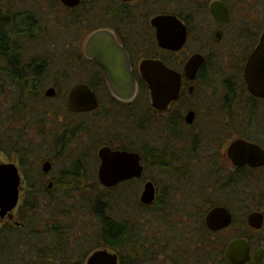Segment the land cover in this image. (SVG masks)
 I'll return each instance as SVG.
<instances>
[{
	"label": "rangeland",
	"instance_id": "374dc122",
	"mask_svg": "<svg viewBox=\"0 0 264 264\" xmlns=\"http://www.w3.org/2000/svg\"><path fill=\"white\" fill-rule=\"evenodd\" d=\"M48 1L12 0L16 9H30L41 15H50L54 9ZM258 5L256 8L246 6L244 22L239 25L238 33L234 38L228 35L223 42L213 44L205 33L201 35L199 41H190L188 44V47L192 46L204 51L207 56V66L201 80L195 84L194 95L190 98L182 97L180 104H175L173 108L179 110L183 117L189 109L196 110L195 123L189 126L183 122L180 126V135H173L165 125L170 117L168 113L158 116L150 110V93L143 82H140L138 99L128 108L112 101L107 89L100 88L97 90L100 100L97 110L89 113H75L69 110L66 104L67 92L75 84L92 79L95 70V67L82 56L86 35H80L78 27L68 35V40L61 42L56 35L60 24H56L46 40L43 39L32 47L29 45L28 57L36 54L50 57V67L38 82L40 97L31 106L33 109L29 116L30 128L25 134L24 146L29 147L30 151L28 157H24L23 164L22 151L9 154L6 148L0 149V160L16 163L24 179L16 214L19 221L29 222L30 225L18 228L24 232H29L31 228H38L41 231L46 230V225L51 226L55 221L63 223L61 216L51 214L58 212L52 201L54 199L64 201L65 206L70 209L80 206L81 202L82 204L85 202L82 194L83 185L87 186V191L91 192L92 196L110 190L98 180L100 162L98 150L103 145L112 143L115 146L134 149L143 146L156 147L163 152L165 150L168 155L174 153L176 158L175 160L170 158L171 163L173 160L175 162V170L172 168L162 170L150 162L146 164L145 174L155 183L160 197V204L152 208L144 207L140 201L145 183L142 180L122 184L107 192L116 200L111 211L113 216L135 224L136 243L124 252L127 264H190L192 258L189 256H194L193 264H201L203 261L199 258H202L203 248L197 247L198 241H202L197 235L200 229L197 218L200 214H204L205 222L207 212L214 204L220 202L227 203L235 221L227 227L224 234L217 237V240L228 243L234 238L244 237L251 240L254 250L264 246V227L254 229L247 222L249 213L264 212V181L256 191L252 192L251 199L244 196L245 193L241 195L237 190L229 191L222 188V183L235 168L224 156L226 147L237 138L235 134L251 130L253 135L264 142V101L257 102V115L252 118L248 106L245 105L244 97H247V94L242 96V91L235 89L237 85H241L240 81L243 79L242 63L248 47L251 48L260 37L258 35L252 38L251 35L254 33L251 32L264 30V4ZM246 32H249V37H245ZM73 40L81 42L78 44ZM175 58L179 59L178 56ZM172 59L173 57L170 58ZM49 88L55 89L53 96L46 95ZM253 123L256 125L253 126ZM73 126L80 128L75 130L74 134L76 132L77 134L73 136L71 142L64 148L56 145L55 138L63 132H67L68 138L73 134L72 131L71 133L68 131ZM228 126L233 128V132H228ZM20 130L23 132L24 129ZM199 134L202 138L198 136ZM195 140L197 147L193 149ZM221 153L224 158L220 157ZM78 158H83L80 163L81 168L78 170L79 175L82 176L78 180L81 184L67 186L74 180L70 172ZM46 160L52 163L48 173L42 169ZM186 166H190V170L184 175ZM177 167L181 168V171L177 170ZM63 178L66 179L64 184L66 186L62 188L56 186L52 192L46 194H41V191L28 194L30 182H34L35 189L47 186L52 188L58 180L63 181ZM24 195L30 196V202L38 200V207H24L27 204ZM117 198L120 201L117 202ZM76 210H80L79 214H87L78 207ZM92 216L77 218L80 224H75L74 228L70 229L71 246L75 247V250L79 248L77 245H80L76 239L78 234L75 232L79 227L84 226V221L91 222ZM95 220L97 221L94 218V222L89 223L95 226L89 229L88 240L94 237L93 231L97 230ZM4 227L9 231L6 225ZM42 234L37 244L42 238L45 241L52 240L49 234ZM79 249V255L85 253L81 247ZM20 250L19 264L22 260L27 263L35 262L36 251L27 250L25 246ZM261 264H264V261Z\"/></svg>",
	"mask_w": 264,
	"mask_h": 264
},
{
	"label": "trees",
	"instance_id": "16d2710c",
	"mask_svg": "<svg viewBox=\"0 0 264 264\" xmlns=\"http://www.w3.org/2000/svg\"><path fill=\"white\" fill-rule=\"evenodd\" d=\"M57 1L59 0H49L48 3H55ZM51 6L55 8L57 4H51ZM48 15L49 14L41 15L30 9H16V5L12 0H0V149L2 147L6 148L9 154L22 151L21 160L23 164L24 157H28L27 155L30 151L28 150L29 147L24 146V144L26 143L25 134L30 128L31 123V117H29L30 111L32 112L33 109H31V106L33 102L38 101L40 97L38 82L41 76L46 74L50 67L49 56L42 57L36 54L32 57H28L27 51L29 45L30 47H32V45L35 46V43H39L43 39L46 40L47 36H50L47 28ZM81 21L82 17H80L77 12L73 10L68 11L67 22L70 35L77 27L79 28L78 32L80 34L82 27ZM59 41L62 42V40ZM73 42H78V44H80L81 41L73 40ZM78 44H76V46H78ZM80 57L79 55L78 58ZM240 82L241 85H237L238 87L236 86L235 89L236 91L238 89L242 91V96H244L245 93L247 94V97H244L246 101L245 105L248 106L251 117L254 118L258 111L257 102L264 101V98L253 96L249 93L244 80L242 79ZM236 83H238V81H236ZM228 107L230 108V106ZM150 110L152 111L151 108ZM146 111L148 113L149 109H146ZM171 124L174 125L173 128H180L183 124V119L178 117L176 120H173ZM255 125L256 124L253 123V126ZM21 128L24 129L23 132L25 131V133L20 132ZM79 128V126L70 128L68 131H70V133L72 131L73 134L68 138L66 137L67 132L58 135L55 138V144L61 145V147L64 148L71 142L73 136L77 134V132L74 134L75 130H79ZM227 130L228 132H233V128L230 126H228ZM235 135L257 142L264 147V142L253 135L251 130L246 131V133L237 132ZM198 136L202 138L200 134ZM196 145L197 141L195 140L194 146ZM144 149V147L137 148L138 151L142 152L143 156H146ZM147 149L151 151L153 155V164L158 165L159 162L156 161V157L163 151L156 147H147ZM81 159L83 160V158H78L79 162L77 161L73 164V170L70 172V175L74 177V180L68 183L67 186H77V184H81V182L79 183L78 181L82 177L78 173V170L81 168ZM62 176L65 177L64 175ZM263 179L264 166L252 168L245 165L240 168H234V171L229 173L222 183V188L229 191L237 190L241 195L245 193L244 196L251 199L252 192L258 189V186L263 183ZM65 182L66 179L63 178V181L58 180L52 188L47 186L45 188L41 187L36 189L34 182H30V191H28V194H36V191H41V194L50 193L56 186L60 188L66 186L64 185L66 184ZM249 182H251L250 185ZM118 186L108 188L110 189L108 191L110 192L111 189L114 190ZM108 191L98 192L92 196L91 192L87 191V186L83 185L82 194L85 197V202L83 204L81 202L80 206H74V208L71 209L65 206L63 203L64 201L60 202L54 199L52 204L54 208L58 209V212H52L51 214L54 216H61V221L64 222L55 221L51 226L46 225V230L39 231L38 228H31L29 232H24L12 225H6L9 231L6 230L5 227L0 228V264H19L18 254L22 246H25L27 250L36 252L35 256L33 255L35 262L27 263L22 260L21 264H84L88 253L101 247H106L117 252L120 263L127 264L124 252L128 250L133 243H136V232L134 231L135 224L130 223L126 219L119 220L113 216L111 211L113 210V205L116 200L111 194L107 193ZM24 201L25 204L27 203L24 207H38V200H36V202H30L29 195H24ZM118 201H120L119 198H117V202ZM158 204H160V197H157L152 204L143 206L152 208L154 205ZM220 204L228 206L226 202L216 203L214 206ZM76 207H78V209H83L87 214H79L80 210H76ZM90 215H93L91 222L84 221V226H82V228L79 227L77 231L75 230V233L78 234L76 236L77 242L81 245L77 246L79 248L81 247L85 252L79 255L78 252L80 249L78 248L79 250H75V247L72 248L71 246L70 229L74 228L73 225L80 224L77 218L81 216L88 217ZM94 218L97 219V221L95 220V222H97V230L93 231L94 237L91 241L87 239V236L89 234V229H93L95 226V224H89L94 222ZM203 218L204 214H200L197 218L200 228L197 235L200 236L202 240L198 241L197 247L203 248L202 258H199L203 261L201 264H228L224 257V251L231 240L228 241V243L217 240V237L224 234L228 228L220 231H210L206 227ZM72 220H74V222H72ZM234 221L235 219L233 218L231 225ZM29 225V222L24 223L25 227ZM42 233L49 234L52 240L45 241L42 238V241L37 244L40 241L39 236L42 237ZM34 236H36V238ZM189 257L192 258L190 264H193V260L195 261L194 256ZM263 261L264 258L262 262Z\"/></svg>",
	"mask_w": 264,
	"mask_h": 264
},
{
	"label": "water",
	"instance_id": "95a60500",
	"mask_svg": "<svg viewBox=\"0 0 264 264\" xmlns=\"http://www.w3.org/2000/svg\"><path fill=\"white\" fill-rule=\"evenodd\" d=\"M69 6L77 5L81 0H62ZM168 20L175 21L171 16H160L153 20L159 32V42L162 46L179 49L186 42L184 25L177 19L179 27L178 38L171 40L169 33L163 27L169 24ZM84 52L86 57L95 59L103 68L110 90L114 96L132 100L137 93V85L132 75L130 61L126 51L118 44L114 34L107 29H100L91 33L86 40ZM205 59L200 54L192 55L187 61L185 75L194 79ZM141 75L150 90L153 107L165 110L175 101L180 93L182 74L160 59L148 58L142 61ZM244 80L249 92L258 98H264V34L260 43L249 56ZM54 88H49L47 96H53ZM66 104L70 111L83 113L93 111L98 106L95 90L87 83H77L66 94ZM195 112L190 111L187 122H192ZM230 161L237 167L248 165L252 168L264 166V147L259 143L239 137L231 141L227 147ZM101 163L98 177L101 185L112 188L119 183L133 177H141L143 165L140 154L133 151L112 150L108 146L99 149ZM52 168L50 160H46L42 169L48 173ZM24 179L20 168L14 162L0 160V216L14 217V210L19 205ZM155 200V186L149 181L144 185L140 201L151 204ZM233 221L232 213L224 205L212 207L205 216V223L211 230L217 231L227 228ZM248 224L254 229L264 225V212L253 211L247 217ZM250 243L247 238H234L225 248V258L229 264H243L251 258ZM264 248L260 247L252 259L255 264L261 262ZM85 264H121L116 252L106 247L98 248L90 253Z\"/></svg>",
	"mask_w": 264,
	"mask_h": 264
},
{
	"label": "flooded vegetation",
	"instance_id": "af4514ba",
	"mask_svg": "<svg viewBox=\"0 0 264 264\" xmlns=\"http://www.w3.org/2000/svg\"><path fill=\"white\" fill-rule=\"evenodd\" d=\"M50 4H57V6L54 9H52V12L49 15L47 28L49 31V35H51V32L55 27V25L60 24L59 32L56 34L57 38H59L60 40L69 39L68 22H67L68 11L73 10L77 12L80 15V17H82L81 26H83V29L81 27L80 35L83 34H84L83 36L86 35L84 37L85 39L82 46V56L85 58V60L90 62L91 66L95 67V70L93 71L92 79L84 80L80 83L89 84L90 86L93 87V89L96 92L98 99V106L93 111L97 110L100 106V100L97 91L100 88L107 89V91L111 95L112 101H115L121 106H125L127 108L132 106L133 103L138 99L140 82H143L147 85L140 71V66L142 61L148 58L160 59L167 66L182 74L180 93L178 98L175 101H173L167 109L158 110L155 107H153L152 102L150 104L151 109L153 113L158 116L165 115L168 113L170 117L165 125L168 127V129L172 132L173 135H180L179 132H181V129L173 128L174 125H172L171 122H173V120H176L178 117H181L184 123L191 126L195 123L196 110L189 109L186 116L183 117V115H181V112H179V110H174L173 108L175 104L176 105L180 104L179 102H181L182 97L186 96L190 98V96L194 95L195 84L199 80H201L202 75L207 66V56L205 55L204 51L200 48H195L192 46L188 47L189 46L188 44L190 43V41L191 42L197 40L199 41L202 38L201 35H205V33L210 38L213 44H219L223 42L228 35H231V37L234 38L235 34L238 33L237 31L239 30V25L242 22H244L243 21L245 19L244 11L246 6L250 5L256 8L257 6H259L258 4H264V0H262V2L260 0H81L75 6H69L65 4L62 0H59L55 3L50 2ZM256 15H258L257 12ZM160 16L174 17V19L176 20L178 19L184 25L186 31V42L181 48L174 50L171 48L164 47L160 44L158 37L159 30L157 26H155L153 23V20ZM176 20L175 21L168 20L169 24L166 27L163 25V27L169 33V37L171 40H175L176 38H178L179 27L176 23ZM100 29H107L111 31L114 34L118 44H120L127 53V56L130 61L132 75L134 76L137 85V93L132 100H126L124 98L114 96L110 90L108 80L107 77L105 76L102 66L95 59L88 58L85 55L84 47L86 40L88 39L91 33ZM251 34H252L251 36H253L252 38H255L258 35H260V37L258 38V41L251 48L248 47V50L246 52L244 62L242 63L243 80H244V70L247 60L251 55V53L253 52V50L260 43L261 37L264 34V30L263 31L256 30L255 32H251ZM249 35H250L249 32L245 33V37H249ZM195 54L202 55L205 61L199 68L196 77L194 79H190L185 75V69L187 66V61L192 55ZM177 56L179 57V59L175 58ZM167 57L170 58L173 57V59L170 60V58ZM190 111L195 112V117L194 120L189 123L187 122L186 118ZM83 113H89V112H83ZM103 146H108L112 150H121V151L126 150V151L138 152L140 154L141 164L143 165L142 176L133 177L131 179L119 183L118 185L142 180L145 182L144 185L147 182L151 181L155 186V183L152 180H149V178L145 174L147 168L146 165L147 162L153 164V155L151 151L147 149L146 146H143L145 148L144 152H146V156L145 155L143 156L142 152L132 147H127V146L119 147L113 145L112 143H107ZM192 147L193 149H196L197 146H192ZM227 147H226V151L224 152L225 153L224 156L229 159L227 155ZM224 156L222 155V153L220 154L221 158H224ZM98 157H99V150H98ZM156 158H157L156 161L159 162L157 166H159L162 170L165 169L169 170L170 168H172V170H175L176 165L174 164L175 162L173 161L176 158L174 156V153L168 155V152L164 150V152H160ZM170 158L174 159L172 163L170 161ZM99 161H100L99 162V166H100L101 163L100 157H99ZM232 165L235 168H240L235 166L233 163ZM186 167L187 170L184 172V175L188 174L190 170V166H186ZM176 169L181 171V168L179 167H177ZM158 196H159L158 189L155 186V200ZM142 204L145 206L150 205L144 203ZM3 225L4 226L12 225L17 228L18 227L25 228L24 223L19 221L18 219V215L16 214V209L14 210L13 219H10L8 216L6 217L0 216V228H2ZM208 229L210 231H214L211 230L210 228ZM248 241L251 247L250 248L251 258L243 264H255L253 262L252 257L260 247L254 250L251 241L250 240ZM261 262L258 264H261ZM173 264H180V263H173Z\"/></svg>",
	"mask_w": 264,
	"mask_h": 264
}]
</instances>
